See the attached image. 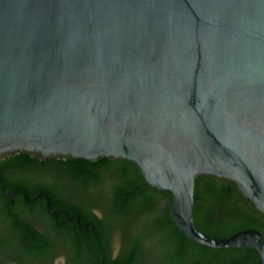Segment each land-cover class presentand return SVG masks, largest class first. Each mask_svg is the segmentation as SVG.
Instances as JSON below:
<instances>
[{"label":"water","instance_id":"obj_1","mask_svg":"<svg viewBox=\"0 0 264 264\" xmlns=\"http://www.w3.org/2000/svg\"><path fill=\"white\" fill-rule=\"evenodd\" d=\"M23 151L128 159L188 238L264 264L258 229L194 224L206 174L264 213V0H0V156Z\"/></svg>","mask_w":264,"mask_h":264},{"label":"trees","instance_id":"obj_2","mask_svg":"<svg viewBox=\"0 0 264 264\" xmlns=\"http://www.w3.org/2000/svg\"><path fill=\"white\" fill-rule=\"evenodd\" d=\"M58 172L60 188L67 183L76 192L75 202L67 200L46 176ZM35 173L36 176H30ZM0 179L11 191L21 189L29 199L39 191H46L52 203L64 207L69 214L75 213L81 222L95 223L97 231L91 227L87 232L75 223L76 231L72 244L74 252L69 253L70 264H142L146 253L142 246L150 240L153 251L150 264H257L258 255L251 247L213 248L199 244L188 238L173 223L170 216V192L159 190L147 183L136 165L124 158L99 157L86 158L47 157L41 159L28 152H16L0 156ZM104 192V197L99 194ZM11 218L22 220L20 209L24 204L20 193L9 197L0 187V218L7 213L9 200ZM98 206L105 216L104 220L93 212ZM145 218L143 225L136 220ZM194 224L200 231L217 238H226L246 228L258 229L264 241V213L255 209L239 190L237 184L225 177L200 175L194 188ZM122 229L133 245L128 253L117 259L111 257V247L103 242L104 250L97 240L110 233V229ZM88 235L85 241L80 238ZM19 234V231L17 232ZM91 236V237H90ZM17 235L7 241L10 256L17 259L22 254V245L30 244ZM32 253L33 247L28 246ZM76 251V253H75ZM133 254L132 256H130ZM144 257V258H143ZM19 261V260H18ZM133 261V262H131Z\"/></svg>","mask_w":264,"mask_h":264},{"label":"flooded vegetation","instance_id":"obj_3","mask_svg":"<svg viewBox=\"0 0 264 264\" xmlns=\"http://www.w3.org/2000/svg\"><path fill=\"white\" fill-rule=\"evenodd\" d=\"M59 175L61 174L54 172L46 176L51 178L48 179V181L54 184L57 190L62 192L67 200L75 202L76 192L74 188L68 183L67 187L60 188L57 180V178L60 177ZM30 176L36 175L33 173ZM18 193L23 195L25 201L20 209L22 220L13 221L11 218V206L13 204L11 199L7 204L8 211L6 216L0 218V264H59L58 262L60 259H62V264H70L68 258L69 253L74 251L72 249V244L68 240H73L75 237V223H79L80 229L85 230V232L91 227L94 231H97L95 223L91 221H84V223H82L80 218L75 217V213L69 214L66 208L58 207V205L52 203V198L44 190L39 191L32 199H29L27 193L22 190ZM92 210L100 220H104L105 214L98 206H92ZM18 231L19 234H17ZM17 235L21 236L23 241H30L29 245L23 243L22 254L18 257L19 261L16 258H11V254L9 253L11 248L6 250L7 241L11 240L14 236L17 237ZM96 236L102 250H104L105 247L103 242L109 243V247H111V257L113 259H117L128 253L129 248L133 245V242L131 244L130 237L126 239L128 238L126 237L127 235H124L122 229L118 228L110 229V233L106 235L100 236V234H96ZM80 238H83L85 241L89 237L87 233H81ZM30 245L33 247L32 253L28 252V246ZM142 251L146 253V257H143L144 259H142L141 263L150 264L149 258L153 251V245L150 240L145 241L142 246ZM130 256L133 258V254Z\"/></svg>","mask_w":264,"mask_h":264},{"label":"rangeland","instance_id":"obj_4","mask_svg":"<svg viewBox=\"0 0 264 264\" xmlns=\"http://www.w3.org/2000/svg\"><path fill=\"white\" fill-rule=\"evenodd\" d=\"M103 197H104V192L99 194V198H103ZM144 222H145V218H139L136 220V224L139 226L143 225Z\"/></svg>","mask_w":264,"mask_h":264}]
</instances>
